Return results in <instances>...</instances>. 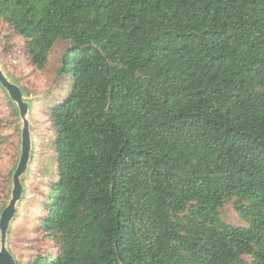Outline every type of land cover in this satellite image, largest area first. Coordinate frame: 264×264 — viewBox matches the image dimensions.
Returning a JSON list of instances; mask_svg holds the SVG:
<instances>
[{"label":"trees","instance_id":"trees-1","mask_svg":"<svg viewBox=\"0 0 264 264\" xmlns=\"http://www.w3.org/2000/svg\"><path fill=\"white\" fill-rule=\"evenodd\" d=\"M0 18L38 70L71 42L18 264H264V0H0Z\"/></svg>","mask_w":264,"mask_h":264},{"label":"rangeland","instance_id":"rangeland-1","mask_svg":"<svg viewBox=\"0 0 264 264\" xmlns=\"http://www.w3.org/2000/svg\"><path fill=\"white\" fill-rule=\"evenodd\" d=\"M67 47V41H56L50 51L46 67L38 70L31 64L22 38L0 18V65L28 95L36 97L34 103L36 114L32 124L35 153L28 180V199L20 208L10 237L11 248L18 258L25 261L29 260L30 254L38 246L35 240L38 204L47 192L45 181L54 166L55 151L47 113L50 106L63 94L62 89L66 90L71 85L70 76L67 75L66 78L59 73L61 59ZM19 128L15 109L0 88V205L8 188L9 170L18 154ZM222 210L228 223L242 224L231 204L225 205Z\"/></svg>","mask_w":264,"mask_h":264},{"label":"water","instance_id":"water-1","mask_svg":"<svg viewBox=\"0 0 264 264\" xmlns=\"http://www.w3.org/2000/svg\"><path fill=\"white\" fill-rule=\"evenodd\" d=\"M56 41L68 42V47L63 53L61 59L59 73L61 76H65L66 78H68L67 75L70 76L69 79L71 81V75L64 72V55L68 51L71 42L70 40L60 39ZM0 88L13 105L20 125L18 135V154L14 165L9 170L8 188L5 198L0 205V264H18V262L22 259L18 258L11 248L10 237L20 208L23 207L24 202L28 199V180L31 175V166L35 153V138L32 124L33 117L36 114L34 105L36 97L28 95L25 92V89L15 79H13L9 73L5 72L1 65ZM62 91L63 94L58 101L54 102V104L64 99V97L68 94L69 88L66 90L63 88Z\"/></svg>","mask_w":264,"mask_h":264}]
</instances>
